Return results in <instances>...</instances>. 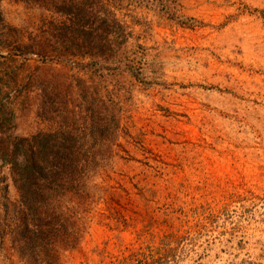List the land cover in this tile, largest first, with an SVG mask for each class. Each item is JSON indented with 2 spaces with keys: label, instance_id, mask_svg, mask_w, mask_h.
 Returning a JSON list of instances; mask_svg holds the SVG:
<instances>
[{
  "label": "rangeland",
  "instance_id": "1",
  "mask_svg": "<svg viewBox=\"0 0 264 264\" xmlns=\"http://www.w3.org/2000/svg\"><path fill=\"white\" fill-rule=\"evenodd\" d=\"M0 17V143L66 127L96 157L58 264H264V0H0ZM17 199L0 159V264H32Z\"/></svg>",
  "mask_w": 264,
  "mask_h": 264
},
{
  "label": "trees",
  "instance_id": "2",
  "mask_svg": "<svg viewBox=\"0 0 264 264\" xmlns=\"http://www.w3.org/2000/svg\"><path fill=\"white\" fill-rule=\"evenodd\" d=\"M71 10L74 15L80 11ZM112 22L119 24L113 15ZM4 26L0 23V30ZM1 144L0 159L9 167L18 196L14 233L19 250L32 264H58L60 250L79 239L89 197L86 180L96 157L79 129L66 127L9 137Z\"/></svg>",
  "mask_w": 264,
  "mask_h": 264
}]
</instances>
